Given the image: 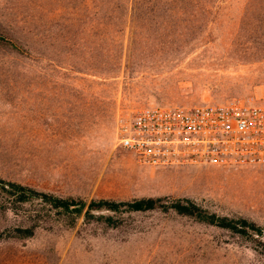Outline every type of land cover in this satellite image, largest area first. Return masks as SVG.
Returning <instances> with one entry per match:
<instances>
[{"label": "rangeland", "instance_id": "rangeland-1", "mask_svg": "<svg viewBox=\"0 0 264 264\" xmlns=\"http://www.w3.org/2000/svg\"><path fill=\"white\" fill-rule=\"evenodd\" d=\"M0 30L19 47L0 40V178L86 203L187 198L259 227L0 189V264H264V163L152 165L116 140L143 105L264 102V0H0Z\"/></svg>", "mask_w": 264, "mask_h": 264}, {"label": "built area", "instance_id": "built-area-1", "mask_svg": "<svg viewBox=\"0 0 264 264\" xmlns=\"http://www.w3.org/2000/svg\"><path fill=\"white\" fill-rule=\"evenodd\" d=\"M116 140L152 165L264 163V102L143 105L117 118Z\"/></svg>", "mask_w": 264, "mask_h": 264}, {"label": "trees", "instance_id": "trees-1", "mask_svg": "<svg viewBox=\"0 0 264 264\" xmlns=\"http://www.w3.org/2000/svg\"><path fill=\"white\" fill-rule=\"evenodd\" d=\"M128 7H132L131 1H128ZM0 40L4 41L5 46L18 50V46L13 43L9 38L3 35L0 30ZM0 189L5 194L10 196L12 203L25 202L31 198H39L40 201L47 203L52 208L58 210L70 212L74 215H78L85 207L84 212L90 214L93 209H103L109 211L120 210H146L160 207L163 210L172 209L179 214L191 215L194 218L216 224L219 226L229 227L231 229H238L245 232L246 229L252 232H258L259 227L252 221H247L245 218L229 219L226 216H219L213 212H207L203 208L196 205L192 200L187 198H174L167 202H161L159 197H140L131 200H112V199H90L87 203L74 197H61L48 192H42L35 190L29 186L22 185L14 181H6L0 178ZM160 201V202H159ZM102 218V215H100ZM104 220L108 224H115V220L110 216H105ZM15 236L25 237L32 234L31 226H15L13 228Z\"/></svg>", "mask_w": 264, "mask_h": 264}]
</instances>
